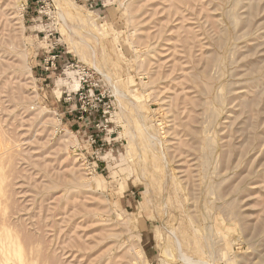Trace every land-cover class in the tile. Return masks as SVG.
Here are the masks:
<instances>
[{
	"label": "rangeland",
	"instance_id": "374dc122",
	"mask_svg": "<svg viewBox=\"0 0 264 264\" xmlns=\"http://www.w3.org/2000/svg\"><path fill=\"white\" fill-rule=\"evenodd\" d=\"M0 264H264V0H0Z\"/></svg>",
	"mask_w": 264,
	"mask_h": 264
},
{
	"label": "built area",
	"instance_id": "2783aa9c",
	"mask_svg": "<svg viewBox=\"0 0 264 264\" xmlns=\"http://www.w3.org/2000/svg\"><path fill=\"white\" fill-rule=\"evenodd\" d=\"M27 1H28V0H27ZM79 1H91V0H79ZM92 1H95V0H92ZM98 2H101V0H98ZM27 4H28V3H27ZM55 62H56V60H55V57H54V56H53L51 59H49V60L47 61V63H49L50 66H51V68H54V70H56ZM82 80H83V82H85V81H84V77L82 78ZM79 84H80V83H79ZM81 88L83 89V86H82V85H80L78 91H79ZM81 112H82V113H81L82 115L85 114V113H86V109H82Z\"/></svg>",
	"mask_w": 264,
	"mask_h": 264
},
{
	"label": "bare ground",
	"instance_id": "6f19581e",
	"mask_svg": "<svg viewBox=\"0 0 264 264\" xmlns=\"http://www.w3.org/2000/svg\"><path fill=\"white\" fill-rule=\"evenodd\" d=\"M75 49L77 50V48L75 47ZM77 53L79 54V52L77 51ZM80 59H82L81 57H80ZM91 66H93L96 70H97V72H99V73H101L102 75H103V77L104 78H106L107 80H108V77H107V75H105V73H103L102 72V70L100 69V68H98L95 64H91ZM4 244V243H3ZM5 247H7V246H5ZM5 249V248H4ZM2 250V249H1ZM6 250V249H5ZM5 252V251H4ZM7 253V252H6ZM6 258V257H5ZM8 259V258H7ZM3 260V259H2ZM2 262V261H1ZM4 262V261H3Z\"/></svg>",
	"mask_w": 264,
	"mask_h": 264
}]
</instances>
